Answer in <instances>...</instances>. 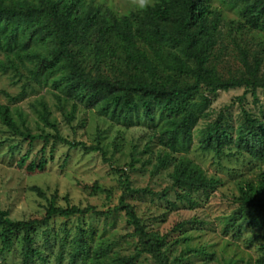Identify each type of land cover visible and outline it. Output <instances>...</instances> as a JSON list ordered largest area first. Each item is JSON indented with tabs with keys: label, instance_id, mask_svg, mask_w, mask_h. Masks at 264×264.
Listing matches in <instances>:
<instances>
[{
	"label": "rangeland",
	"instance_id": "obj_1",
	"mask_svg": "<svg viewBox=\"0 0 264 264\" xmlns=\"http://www.w3.org/2000/svg\"><path fill=\"white\" fill-rule=\"evenodd\" d=\"M95 2L102 3L109 14L119 19L130 16L135 29L139 20L133 12H142L150 0ZM207 3L212 9L208 21L216 40L207 66H215L225 78L239 77L247 73L241 55V50H245L250 66L255 59L260 62L259 76L264 77V27L244 25L246 1L207 0ZM98 40L99 35L94 32L73 47L80 50V60L87 71L101 72L111 78L134 72L133 67L125 65L122 52L117 51V57L101 55L98 59L95 48ZM119 41L114 34L106 37L110 47L118 49ZM136 41L143 47L141 40ZM4 58L0 51V61ZM35 64L26 60L24 65L17 62V69L0 67V104L9 106L21 128L49 136V142L42 137L30 144L0 119L2 207L12 218L20 220L43 218L52 202L61 207L94 206L98 211L110 213L55 215L48 223L34 225L29 234L41 253L31 264H93L100 247L105 252L101 253V258L108 263L115 264L135 254L134 264H160L155 256L142 250L125 211L115 210L125 191L126 178L132 188L152 190L127 194L126 200L134 205L149 231L164 236L161 250L169 263L261 264L258 261L261 243L249 242L251 229L247 228L239 237L233 229L226 230V222L238 210L239 183L257 180L264 172V156H255L235 144L237 128L244 121V110L255 116L262 114L264 89L257 90V101L250 91L244 95V87L220 90L212 95L208 107L192 126L190 140L178 143L172 154L174 160L157 169L155 165L160 155L169 151L159 139L165 126V116L159 110L151 120L141 110L125 117L79 103L70 119L74 98L53 84V75L46 82L31 79L28 67ZM200 92L208 94L204 87ZM195 99L200 100V95ZM44 111L48 120L42 117ZM220 113L229 124L233 139L220 151L205 149L204 131ZM63 139L101 149L72 147ZM28 149L31 152L27 163L20 167L18 160ZM180 156L190 158L206 176L219 179L218 185L194 191L174 184L171 174ZM41 159L46 162L44 170L26 168L29 162ZM253 230L260 232L259 227ZM25 233L26 230L21 229L14 235L13 247L0 257V264H22ZM80 234L87 245L75 254L74 240Z\"/></svg>",
	"mask_w": 264,
	"mask_h": 264
},
{
	"label": "trees",
	"instance_id": "obj_2",
	"mask_svg": "<svg viewBox=\"0 0 264 264\" xmlns=\"http://www.w3.org/2000/svg\"><path fill=\"white\" fill-rule=\"evenodd\" d=\"M245 1L244 25L249 28L264 27V0ZM143 9L132 14L139 20L134 29L130 16L119 19L95 0H0V51L5 56L0 61V67L3 70L9 67L17 69V62L24 65L26 60H30L36 63L34 67H28L34 81L46 82L53 75V84L74 98L70 119L74 117L79 103L125 117L141 110L151 120L159 110L165 116V126L159 139L169 151L160 155L155 165L158 169L174 160L172 154L177 150L178 143L190 140L192 126L198 115L208 107L212 95L220 90L244 87V95L250 91L257 101V90L264 89V77L259 76L260 62L255 59L254 65L250 66L245 50H241V55L247 73L239 77L225 78L215 66H207L211 49L216 44L208 21L212 9L207 0H150ZM94 32L99 35L95 44L97 58L101 55L117 57V51L122 52L125 65L134 68L132 74L111 78L101 72L93 74L82 66L80 50L73 47ZM109 34L116 35L120 40L118 49L107 44ZM137 38L143 47L139 46ZM203 87L210 95L200 92ZM198 95L200 100L195 99ZM262 111L260 116H255L244 110V121L237 128L235 138L237 147L261 157L264 156ZM42 117L47 119V112L44 111ZM0 119L8 129L28 139L30 144L42 137L49 142L48 135L33 134L28 128H21L7 104H0ZM224 121L225 117L220 113L218 119L206 127L203 134L205 149L220 151L233 139L229 124ZM63 140L72 147L81 145L86 150L101 149L83 142ZM30 152L28 149L19 158L20 167L27 163ZM45 167L43 159L38 162L33 160L26 166L29 171L44 170ZM171 175L174 184L188 190L214 188L219 183V179L206 176L196 163L185 156L179 157ZM125 181V191L115 210L125 211L143 251L155 256L160 264H171L161 250L164 236L149 231L134 205L126 200L127 194L152 190L132 188L128 178ZM34 190L41 192L39 188ZM238 203L237 212L226 222V230L233 229L241 237L250 228L249 242L261 243L258 261L264 264V172L257 180L239 183ZM87 212L110 213L98 211L94 206L61 207L52 202L43 218L20 220L12 218L0 200V257L11 250L14 235L24 229L22 264H31L41 253L29 234L34 225L48 223L55 215L69 217ZM258 227L260 232L253 230ZM74 241V253L82 252L87 241L81 234ZM97 249L93 264H113L102 260L104 249ZM135 257L133 254L115 264H134Z\"/></svg>",
	"mask_w": 264,
	"mask_h": 264
}]
</instances>
